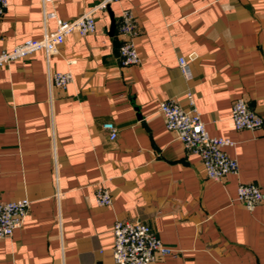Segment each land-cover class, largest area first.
Here are the masks:
<instances>
[{"label": "crops", "instance_id": "crops-1", "mask_svg": "<svg viewBox=\"0 0 264 264\" xmlns=\"http://www.w3.org/2000/svg\"><path fill=\"white\" fill-rule=\"evenodd\" d=\"M101 1L8 0L0 51ZM125 9L141 24L131 67L119 61ZM96 22L49 58L37 51L0 67V200L31 201L23 226L0 239V264H115L116 220L149 224L173 249L153 264H264V201L250 210L237 199L242 182L264 191V127L237 129L231 118L238 97L264 118V0H119ZM56 71L73 81L53 85ZM189 91L208 132L233 141L237 173L209 179L166 128L161 102L189 108ZM98 183L111 206L96 203Z\"/></svg>", "mask_w": 264, "mask_h": 264}, {"label": "built area", "instance_id": "built-area-1", "mask_svg": "<svg viewBox=\"0 0 264 264\" xmlns=\"http://www.w3.org/2000/svg\"><path fill=\"white\" fill-rule=\"evenodd\" d=\"M115 1L119 0H102L73 20L58 19L55 31L45 33L41 38H28L11 50L0 51V67L37 51H44L49 58L58 51L70 34L77 33L84 37L95 33L96 12ZM7 6L8 0H0V18ZM117 28L121 40L120 64L124 67L138 65L140 54L136 38L141 33V24L136 13L132 9H125L118 20ZM179 64L186 78L191 79L192 73L186 58L180 57ZM51 81L57 87L66 88L73 81V74L70 71H56L52 74ZM186 96L190 103L189 108H184L174 99L161 102L159 110L165 119L166 128L176 134L188 152L200 156L209 179L221 180L227 174L237 173L239 163L225 149L233 141L228 137L211 135L196 107L193 93L189 91ZM231 118L237 129L261 130L264 127V118L249 106L244 97L234 99ZM103 128L108 131L110 139L117 137V128L113 122L104 123ZM95 199L100 206L113 204L111 191L103 183L96 185ZM237 199L252 210L264 201V191L256 183L242 182L237 188ZM30 204L27 197L0 200V239L11 237L16 229L23 226ZM112 232V256L115 264H153L159 257L174 252L163 243L149 224L140 220H116Z\"/></svg>", "mask_w": 264, "mask_h": 264}, {"label": "water", "instance_id": "water-1", "mask_svg": "<svg viewBox=\"0 0 264 264\" xmlns=\"http://www.w3.org/2000/svg\"><path fill=\"white\" fill-rule=\"evenodd\" d=\"M115 28V21H113V24H112V29L111 31Z\"/></svg>", "mask_w": 264, "mask_h": 264}]
</instances>
